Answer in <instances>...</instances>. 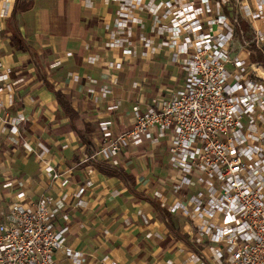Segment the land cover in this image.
Instances as JSON below:
<instances>
[{
  "label": "built area",
  "instance_id": "obj_1",
  "mask_svg": "<svg viewBox=\"0 0 264 264\" xmlns=\"http://www.w3.org/2000/svg\"><path fill=\"white\" fill-rule=\"evenodd\" d=\"M106 1L118 7L115 25L120 38L111 47L134 56L139 42L145 59L164 52L185 77L173 94L161 93L154 106L136 107L134 124L124 133L115 135L113 122L100 120V154L117 165L129 146L167 141L170 166L179 174L172 185L178 200L170 212L191 226L185 248L198 250V264H264V77L259 72L264 61L251 58L260 54L264 59V26L251 39L242 28V13L256 20L263 11H252L245 0L237 11L232 0ZM12 4L0 0V31L12 16ZM137 12H145L152 23L148 35L141 31L144 20ZM134 24L139 32L132 30ZM242 50H247V58L241 57ZM10 72L0 61V95L23 81L8 83ZM103 91L109 94L111 89L104 86ZM120 106L118 101L109 109L116 112ZM22 121L10 124L12 136L19 133ZM13 145L10 138L0 140L7 162L0 175L6 181ZM45 156L36 158L38 180L21 186L6 214L0 207V264L85 263L68 241L69 216H63L62 228L56 221L71 199L82 206L90 185L78 186L69 195L71 169L61 171ZM93 159L87 155L86 163ZM84 171L88 176L95 173L91 167ZM165 184L159 181L146 190L160 199ZM38 188L44 194L38 195Z\"/></svg>",
  "mask_w": 264,
  "mask_h": 264
},
{
  "label": "crops",
  "instance_id": "obj_2",
  "mask_svg": "<svg viewBox=\"0 0 264 264\" xmlns=\"http://www.w3.org/2000/svg\"><path fill=\"white\" fill-rule=\"evenodd\" d=\"M241 2L232 0L234 11ZM244 2L252 11H263V17L256 20L242 13L243 31L251 39L264 26V5L261 0ZM12 10L0 31V61L11 70L8 83L23 81L0 95V140L10 138L14 144L8 151L11 176L6 181L0 175L1 211L7 213L21 186L38 180L36 158L45 154L57 169H71L69 195L78 186L90 185L82 206L71 199L56 221L62 228L66 226L63 216H69L68 241L82 253L84 264H198V250L185 248L190 224L170 212L178 200L172 185L179 174L170 166L167 141L129 146L119 155L117 165L100 154V120L110 119L115 135L124 133L134 124V109L154 106L161 93L173 94L183 83L184 71L171 64L164 52L143 58L139 42L134 56L111 47L120 38L115 25L118 7L113 2L13 0ZM136 16L144 20L141 31L148 35L149 17L145 12ZM132 30L139 32L140 26L134 24ZM237 47H242L239 38ZM247 50H242L241 57L247 58ZM260 56L264 61L260 54L251 58L258 61ZM259 72L264 77V67ZM104 86L110 87L109 94L104 93ZM56 92L78 114L75 125L81 136L72 128ZM118 101L119 110L110 111ZM21 118L19 133L12 136L10 124ZM88 151L94 159L86 163ZM5 154L6 148H0V167L7 164ZM87 167L95 173L88 176ZM102 167L118 169L121 176H107L100 171ZM163 180L160 199L146 190ZM37 194H44V189L38 188ZM157 205L170 213L169 219ZM169 221L184 238L173 232Z\"/></svg>",
  "mask_w": 264,
  "mask_h": 264
},
{
  "label": "trees",
  "instance_id": "obj_3",
  "mask_svg": "<svg viewBox=\"0 0 264 264\" xmlns=\"http://www.w3.org/2000/svg\"><path fill=\"white\" fill-rule=\"evenodd\" d=\"M26 9H28L27 6L24 7L23 9H20V11H24ZM244 28L246 29V26ZM256 58L259 59V60L262 59L261 56L260 57H256ZM56 96H57L59 104H60L61 108L63 109L64 113L70 118L71 124H72V128L81 136V132L78 130V128L75 125V121L78 118V114L73 110L72 106L69 104V102L66 100V98L61 93L56 92ZM84 142L89 145V143L86 140H84ZM87 154L89 156H92V152L91 151H88ZM100 171L105 173L107 176H115V177H120L121 176V172L118 171V169L117 170H113V169H110V168L102 167V168H100ZM130 180H131V178H130ZM157 208L159 210H161L162 215L165 218L169 219V217H170V213L169 212H167L165 209H163L162 206L157 205ZM169 222H170V226H171L173 232L178 237L184 238V236L183 235L181 236V234L175 229L173 223L171 221H169Z\"/></svg>",
  "mask_w": 264,
  "mask_h": 264
}]
</instances>
